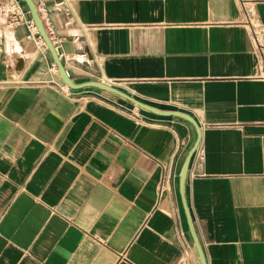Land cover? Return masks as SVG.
Wrapping results in <instances>:
<instances>
[{
    "label": "crops",
    "instance_id": "obj_1",
    "mask_svg": "<svg viewBox=\"0 0 264 264\" xmlns=\"http://www.w3.org/2000/svg\"><path fill=\"white\" fill-rule=\"evenodd\" d=\"M33 1L75 84L198 122L207 264H264V0ZM4 21L0 264H200L194 126L69 88L36 26Z\"/></svg>",
    "mask_w": 264,
    "mask_h": 264
},
{
    "label": "water",
    "instance_id": "obj_2",
    "mask_svg": "<svg viewBox=\"0 0 264 264\" xmlns=\"http://www.w3.org/2000/svg\"><path fill=\"white\" fill-rule=\"evenodd\" d=\"M23 1L26 4V6H27V8H28V10L32 16V19L34 21V24H35L37 30H38L40 37L43 39L48 50L52 54L53 60L55 62V65L58 69V72L60 74L62 81L69 88H71V89H82V88H87V87L97 88V89H100L102 91L113 94L115 96H118V97L132 103L136 107L143 109L145 111H148V112H151L153 114L160 115V116H173V117L182 118L194 126V128L196 130V140H195L192 148L189 150V152H188V154L184 160V163H183V166H182V169L180 172V176H179V190H180V195L182 198V203H183L184 211H185L187 222H188L189 231H190L191 237L193 239L196 251L198 253L200 264H207L204 250L202 248V245L200 244V241L198 239V236H197L195 228H194L193 220H192V217L190 214V210H189V207H188V204L186 201V194H185L186 178H187L189 166H190L192 157L194 156L195 152L198 150V147H199L200 142L202 140V129H201L200 125L198 124V122L193 117H191L187 114L181 113V112L165 111V110H160L158 108L149 106V105L135 99L131 95L121 91L117 87L112 86V85L107 84V83L86 82L83 84H75L72 81V79L69 77V74L65 70V68H64V66H63V64H62V62H61V60H60V58H59V56L55 50L53 42H52L50 36L48 35L47 30L45 29V26L43 24V21L41 19L40 14H39L37 5L35 4V2L33 0H23Z\"/></svg>",
    "mask_w": 264,
    "mask_h": 264
},
{
    "label": "built area",
    "instance_id": "obj_3",
    "mask_svg": "<svg viewBox=\"0 0 264 264\" xmlns=\"http://www.w3.org/2000/svg\"><path fill=\"white\" fill-rule=\"evenodd\" d=\"M57 4L56 9L61 10V5ZM0 18L5 20L8 26L26 24L29 28H35L34 22L26 17V10L22 8L19 0H0ZM37 45H45L43 39L38 35L35 39Z\"/></svg>",
    "mask_w": 264,
    "mask_h": 264
}]
</instances>
